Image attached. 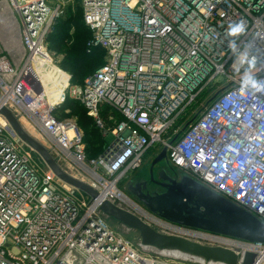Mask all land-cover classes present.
<instances>
[{
	"label": "built area",
	"instance_id": "2783aa9c",
	"mask_svg": "<svg viewBox=\"0 0 264 264\" xmlns=\"http://www.w3.org/2000/svg\"><path fill=\"white\" fill-rule=\"evenodd\" d=\"M47 1L3 0L21 50L12 60L0 56V111L24 119L62 170L97 197L80 199L0 113V264H194L141 243L153 252L143 255L101 211L110 202L156 231L180 229L120 188L164 149L172 168L264 222V92L244 86L249 77L264 84V0H77L88 52L105 53L82 86L72 85L47 43L68 7ZM240 21L246 30L230 35ZM69 99L104 139L96 158L77 121L59 115ZM226 239L244 245L219 246L240 263L252 253L264 264V244Z\"/></svg>",
	"mask_w": 264,
	"mask_h": 264
},
{
	"label": "water",
	"instance_id": "95a60500",
	"mask_svg": "<svg viewBox=\"0 0 264 264\" xmlns=\"http://www.w3.org/2000/svg\"><path fill=\"white\" fill-rule=\"evenodd\" d=\"M0 113L7 119L21 140L44 160L59 179L93 199L97 197V192L89 185L62 170L47 148L27 133L10 110L2 108ZM166 157L167 150L164 149L154 159L152 168L160 164ZM159 174L160 180L169 182V184L161 185L167 189V192L161 195L157 193L144 196L143 194L136 195L147 211L186 230L215 237H226L249 244H264V222L259 218L188 175H185L179 182L171 178H164L162 171ZM151 179L153 180V174H151ZM134 190L129 187V191L135 194ZM101 211L122 226L137 232L143 246L163 251L165 254L181 253L184 256L183 259L190 260L194 264L195 262L202 264H254L256 259L254 254L246 253L240 263L236 252L229 248L204 246L185 237L158 232L136 215L110 202L103 203Z\"/></svg>",
	"mask_w": 264,
	"mask_h": 264
},
{
	"label": "trees",
	"instance_id": "16d2710c",
	"mask_svg": "<svg viewBox=\"0 0 264 264\" xmlns=\"http://www.w3.org/2000/svg\"><path fill=\"white\" fill-rule=\"evenodd\" d=\"M71 30H75L73 39ZM90 39L91 32L84 23L81 8L76 14H70V8H67L64 16L55 21L47 38L48 47L52 52L64 53L60 66L71 74L74 86H82L88 77L105 64L104 51L95 49L88 52L87 43ZM59 115L61 118L76 119L84 132L86 152L90 159L101 154L104 139L96 129L93 119L78 101L67 100Z\"/></svg>",
	"mask_w": 264,
	"mask_h": 264
},
{
	"label": "rangeland",
	"instance_id": "374dc122",
	"mask_svg": "<svg viewBox=\"0 0 264 264\" xmlns=\"http://www.w3.org/2000/svg\"><path fill=\"white\" fill-rule=\"evenodd\" d=\"M57 1L58 0H48L47 3H48V6L51 7V8H54L56 5H57ZM63 1V0H62ZM64 2L66 3V6L68 8H70V14H76L77 11H80V7L78 6V4H80V2L77 0H64ZM67 10V9H66ZM16 18H17V21L18 23L21 22L20 18L18 17V15H16ZM74 31L75 30H71V36H72V39H73V34H74ZM55 54V57L57 58L58 61H62V58L64 57V53L61 52L60 54L57 53V52H53ZM91 77V76H90ZM89 78V77H88ZM87 78V79H88ZM86 79V80H87ZM85 80V81H86ZM85 83V82H84ZM76 120V119H75ZM23 125L25 124L26 125V121L21 119L20 121ZM181 126H183V128L185 127V124H182ZM36 136V135H35ZM39 136V135H38ZM43 143V139L40 138V136L38 137ZM106 141L108 143L112 142V138L111 137H108L106 139ZM161 150V147L160 146H157L153 151L154 152H159ZM152 151V152H153ZM154 153L152 154H149L145 157L144 159V162H143V166L134 171L130 176H128V179L129 180H125L121 185H120V188L131 198L133 199L135 202H137L138 204H140L142 206V204L139 202L136 194H134L133 192L129 191V187H130V184L131 183V188H136L139 186L140 182H145L147 179H148V176L150 175L149 173V170H150V164H151V161L156 158L154 155ZM153 156V157H152ZM66 168V167H65ZM159 170L158 171H162L164 172L169 178L171 179H174L176 181H181L183 179V177L186 175L184 174V172H180L174 168H172L168 163H167V160H163L159 166H158ZM190 177V176H189ZM192 178V177H191ZM129 184V186H127ZM133 186V187H132ZM82 194V195H81ZM78 197L80 199H82V196L84 198H88L89 196L83 192L81 193H78L77 194ZM89 201V198L87 199ZM105 219V222L106 224L112 229L114 230L116 233H119L121 235H123L125 238H127L128 240H131L134 244H135V247L136 249L142 253L143 255H148L147 253L151 254L153 253L152 251L149 250V252H145L144 249L141 248V241H139V236L137 234V232L133 231V230H130L124 226H122L121 224H119L118 222H116L115 220H113L112 218H104ZM164 226H167L166 224H162ZM177 228V227H176ZM179 229V228H178ZM179 230H184V231H187L186 229H183V228H180ZM158 231L160 232H163V233H167V232H164L165 230H161V229H158ZM189 232H194V231H189ZM174 233L173 235H176V236H180V237H185V238H188L189 240L191 241H194V242H197L199 244H202L204 246H225V244H222V243H218V242H213V241H209V240H205V239H202V238H198V237H194V236H189V235H186V234H181L180 232H169V234H172ZM194 233H197L196 231ZM199 234H203V233H199ZM219 238H226V237H219ZM229 246V245H228ZM142 249V250H141Z\"/></svg>",
	"mask_w": 264,
	"mask_h": 264
},
{
	"label": "crops",
	"instance_id": "0c3cea01",
	"mask_svg": "<svg viewBox=\"0 0 264 264\" xmlns=\"http://www.w3.org/2000/svg\"><path fill=\"white\" fill-rule=\"evenodd\" d=\"M20 50L18 29L10 18L3 0H0V56L5 55L12 60Z\"/></svg>",
	"mask_w": 264,
	"mask_h": 264
},
{
	"label": "flooded vegetation",
	"instance_id": "af4514ba",
	"mask_svg": "<svg viewBox=\"0 0 264 264\" xmlns=\"http://www.w3.org/2000/svg\"><path fill=\"white\" fill-rule=\"evenodd\" d=\"M152 163H153V160L151 161V164H150V170H149L150 175L148 176V179L145 182H140L139 186L136 188V190H134L135 194L138 196L142 194L143 196L144 195H154L155 193L161 195L167 192V189L165 187L163 188L161 185L169 184V182H163L162 180L159 179L160 178V174H159L160 171H158L159 164L156 165L154 168H152ZM151 174H153V180L151 179ZM162 175L164 178H169L164 172ZM129 184L131 188V183ZM132 189H135V188H132Z\"/></svg>",
	"mask_w": 264,
	"mask_h": 264
},
{
	"label": "bare ground",
	"instance_id": "6f19581e",
	"mask_svg": "<svg viewBox=\"0 0 264 264\" xmlns=\"http://www.w3.org/2000/svg\"><path fill=\"white\" fill-rule=\"evenodd\" d=\"M24 120V119H23ZM21 123V122H20ZM22 127L27 131V133H29L34 139H36L37 141H39L41 144L43 143L38 137V135L36 134V132L33 131V129L28 125V123L26 122V125L22 124ZM36 135V136H35ZM41 138V137H40ZM164 226V225H163ZM165 227H168L170 228L172 231H177V232H180L181 234H186V235H189V236H194V237H198V238H202V239H205V240H209V241H213V242H218V243H222V244H225V245H232V246H235V245H238V246H244L242 244H236L234 241L232 240H228L226 238H219V237H215V236H211V235H207V234H199V233H194V232H189V231H184V230H179L178 228L174 227L172 228L173 226H170V225H167ZM172 256H175L177 258H184L183 254L181 253H178V252H173V253H170Z\"/></svg>",
	"mask_w": 264,
	"mask_h": 264
},
{
	"label": "clouds",
	"instance_id": "9594fccd",
	"mask_svg": "<svg viewBox=\"0 0 264 264\" xmlns=\"http://www.w3.org/2000/svg\"><path fill=\"white\" fill-rule=\"evenodd\" d=\"M245 30H246V25L244 24L243 21L231 24L229 26V34L232 36H238L242 34ZM244 86L246 89L250 88L255 92H264V84L258 83L255 79H252L251 77L245 80Z\"/></svg>",
	"mask_w": 264,
	"mask_h": 264
}]
</instances>
